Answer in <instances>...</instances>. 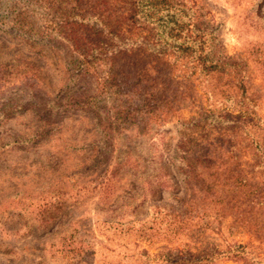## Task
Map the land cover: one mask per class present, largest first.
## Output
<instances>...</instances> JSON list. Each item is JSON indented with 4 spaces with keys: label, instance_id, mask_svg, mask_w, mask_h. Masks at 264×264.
Listing matches in <instances>:
<instances>
[{
    "label": "rangeland",
    "instance_id": "obj_1",
    "mask_svg": "<svg viewBox=\"0 0 264 264\" xmlns=\"http://www.w3.org/2000/svg\"><path fill=\"white\" fill-rule=\"evenodd\" d=\"M72 1L0 0V264H264V0H187L259 98L220 127L215 78L128 50L147 33L126 23L118 54L66 56L53 13Z\"/></svg>",
    "mask_w": 264,
    "mask_h": 264
},
{
    "label": "trees",
    "instance_id": "obj_2",
    "mask_svg": "<svg viewBox=\"0 0 264 264\" xmlns=\"http://www.w3.org/2000/svg\"><path fill=\"white\" fill-rule=\"evenodd\" d=\"M113 1L119 5L112 8L108 7L106 1H101L100 4L103 6L98 12L92 4L98 3L99 0H73L64 14L53 13L54 17L56 16L55 20L61 22L59 24L61 36L68 43L70 54L66 56L72 57L73 54H77L76 62L84 66L95 58L96 53L118 54V52L114 54L113 41L116 38L121 39L120 28L126 23L132 28L147 33L139 44H134L128 50L134 48L146 51L154 60L166 61L177 77L215 78L217 87L221 88L220 93L227 99L228 104L219 112L223 113L224 117H221L222 115L211 117V126H222L221 123H225L231 112H237L241 119L257 118L255 107L259 98L250 87L246 67L240 59L224 54L216 29L209 26L202 8L190 4L187 0ZM96 16L97 22H103L102 30L94 31V27L90 25L91 20ZM13 22L15 26L16 20ZM111 46L114 48L112 53L107 49ZM117 46L127 47L124 43ZM261 47L257 45L252 49L253 53H259ZM125 52V50L119 51V53ZM113 71L111 66L107 79H104V86H110L109 81L113 83L111 86L115 85L116 73ZM137 86L150 98L154 97L149 93L152 84L147 80L143 81L141 86L140 84ZM262 132V141L257 144V150L264 155V129ZM183 160H187V166L192 167L191 173L195 174L194 170L197 171V168L193 160L187 157ZM195 179L196 176L193 180ZM199 179L202 180V177ZM221 201H224V198L218 197V191L214 183H211V202L219 205Z\"/></svg>",
    "mask_w": 264,
    "mask_h": 264
}]
</instances>
